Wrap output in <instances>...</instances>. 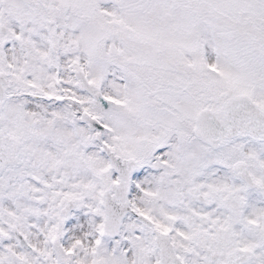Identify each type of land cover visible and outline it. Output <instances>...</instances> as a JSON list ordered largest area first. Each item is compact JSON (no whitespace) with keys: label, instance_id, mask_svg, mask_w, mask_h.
I'll use <instances>...</instances> for the list:
<instances>
[{"label":"snow or ice","instance_id":"snow-or-ice-1","mask_svg":"<svg viewBox=\"0 0 264 264\" xmlns=\"http://www.w3.org/2000/svg\"><path fill=\"white\" fill-rule=\"evenodd\" d=\"M0 264H264V0H0Z\"/></svg>","mask_w":264,"mask_h":264}]
</instances>
